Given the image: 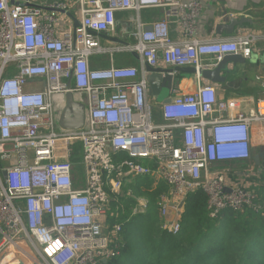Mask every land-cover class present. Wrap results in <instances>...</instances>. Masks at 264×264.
<instances>
[{
	"label": "built area",
	"instance_id": "built-area-1",
	"mask_svg": "<svg viewBox=\"0 0 264 264\" xmlns=\"http://www.w3.org/2000/svg\"><path fill=\"white\" fill-rule=\"evenodd\" d=\"M75 5L78 26L60 17ZM154 9L161 17L146 22L142 12ZM202 10V0H0V264L11 251L32 264H101L121 255L122 224L108 230V216H116L110 194L137 177L168 185L158 207L173 234L186 197L199 190L211 218L264 216V197L230 167L251 159L264 100L219 98L202 75L227 54L250 59L264 34L201 37ZM119 13L128 14L122 29ZM173 24L182 37L174 38ZM120 30L130 40L101 35ZM134 53L138 64L116 63ZM95 56L109 66L95 67ZM147 66L193 67L195 89L177 85L174 70L170 100L155 103ZM69 93L82 95L74 98L86 111L80 129H64L57 118L55 98L64 94L65 107ZM137 201L133 213L145 212L148 199Z\"/></svg>",
	"mask_w": 264,
	"mask_h": 264
},
{
	"label": "trees",
	"instance_id": "trees-1",
	"mask_svg": "<svg viewBox=\"0 0 264 264\" xmlns=\"http://www.w3.org/2000/svg\"><path fill=\"white\" fill-rule=\"evenodd\" d=\"M148 198L145 212L133 213L137 200L110 194L108 230L122 224L121 255L101 264H264V216L225 211L211 218L201 190L186 197L181 231L162 228L158 203L168 185L150 177L126 181L123 190Z\"/></svg>",
	"mask_w": 264,
	"mask_h": 264
},
{
	"label": "crops",
	"instance_id": "crops-1",
	"mask_svg": "<svg viewBox=\"0 0 264 264\" xmlns=\"http://www.w3.org/2000/svg\"><path fill=\"white\" fill-rule=\"evenodd\" d=\"M34 1L41 3L46 0ZM71 1L74 2L75 0ZM202 1L203 10L199 19V35L201 37H228L246 31L264 34V0ZM161 15V9L144 10L142 12V17L146 22L160 18ZM127 16L128 14L123 13L117 15L119 29L123 28V17ZM60 17L65 23L72 24L73 22V25H75V21L80 17L78 5H75L66 12H60ZM172 34L174 38L182 37L181 28L177 27V24L172 25ZM119 38L123 40L121 36ZM137 60L134 55L119 54L116 56L117 64L136 65L138 64ZM92 63L95 67L109 66L110 64L108 57L104 56L93 57ZM229 67L231 69L230 73H223L226 76V81L215 84L219 98L229 99L238 96H248L264 100V39L257 42L250 59H246L244 62L232 61ZM175 80L177 85H180L185 92L195 89L194 76L183 77L181 74ZM204 81L210 82L205 78ZM163 88L165 87H162L160 94L163 92ZM150 95L155 103L164 102H158L152 96L151 91ZM169 96H166L164 100L169 98ZM261 125L257 123L253 126L251 159L231 163L230 166L237 170L238 173L246 175L250 187L256 190L260 196L264 197V142L262 141V138H264V129ZM257 155H259L258 161L255 160Z\"/></svg>",
	"mask_w": 264,
	"mask_h": 264
},
{
	"label": "water",
	"instance_id": "water-1",
	"mask_svg": "<svg viewBox=\"0 0 264 264\" xmlns=\"http://www.w3.org/2000/svg\"><path fill=\"white\" fill-rule=\"evenodd\" d=\"M78 25H79V21L76 20L75 26ZM101 35L102 37L112 41L124 42V40H122L119 37H110L107 36L106 34H101ZM133 55L136 59H139V55L137 53H134ZM232 61L244 62L246 61V59L243 58L241 55L227 54L215 68L202 71L203 77L214 83L225 82L226 76L223 73L224 72L230 73L231 69L229 65L232 63ZM174 70L180 72L181 74L195 73V69L193 67H177L173 69L164 66L157 68L147 66V71L149 72L148 84L152 96L155 99L159 98L162 87H166L168 89L172 87V84L174 82V76L172 75V72ZM169 100L170 99L167 98L164 100V102H168ZM85 119H86V111L84 105L79 102H76L72 94L70 93L67 94L66 105L60 116V121H59L60 126L64 129H80L84 127L86 121ZM258 159H259V155L255 157V160L258 161ZM103 262H107V260L104 259ZM16 264H26V263L23 260H20Z\"/></svg>",
	"mask_w": 264,
	"mask_h": 264
},
{
	"label": "rangeland",
	"instance_id": "rangeland-1",
	"mask_svg": "<svg viewBox=\"0 0 264 264\" xmlns=\"http://www.w3.org/2000/svg\"><path fill=\"white\" fill-rule=\"evenodd\" d=\"M118 34L123 38V39H125V41L126 40H130V38L127 36V35H125L124 34V32L122 31V30H120L119 32H118ZM129 55V54H128ZM118 56V55H117ZM182 76L183 77H189V76H193V74H182ZM170 95V91H169V89H167L166 87L165 88H163V92L160 94V96H159V98L157 99V101L158 102H162V101H164V98L166 97V96H169ZM76 100H82V95L81 94H75V96H73ZM64 99H65V95L64 94H62V95H59V96H57L56 98H55V102H56V105H57V111H58V114H57V118H58V121H59V117H60V115H61V113H62V110H63V108H64ZM231 167V166H230ZM229 167V168H230ZM118 196H120V197H123V198H125L127 195H129L128 194V192L126 191V190H121L118 194H117ZM135 198H137V199H141V198H144V199H148L146 196H144V195H137V194H135L134 195V193L132 194ZM136 199V200H137ZM138 204V201H137V203H136V205ZM135 205V206H136ZM135 208V207H134ZM160 215V214H159ZM161 216V215H160ZM172 216H174L173 214H170L169 215V217L171 218ZM11 254H15L13 251L9 254V255H11ZM8 255V256H9ZM18 257H20L21 256V258H22V260H24L26 263H28V264H32L27 258H25V256L24 255H22V254H16Z\"/></svg>",
	"mask_w": 264,
	"mask_h": 264
},
{
	"label": "bare ground",
	"instance_id": "bare-ground-1",
	"mask_svg": "<svg viewBox=\"0 0 264 264\" xmlns=\"http://www.w3.org/2000/svg\"><path fill=\"white\" fill-rule=\"evenodd\" d=\"M12 252V251H11ZM11 252H9L5 258H4V261H3V264H16L18 263L20 260H22L21 257H18L16 254H11L9 255ZM9 255V256H8Z\"/></svg>",
	"mask_w": 264,
	"mask_h": 264
}]
</instances>
